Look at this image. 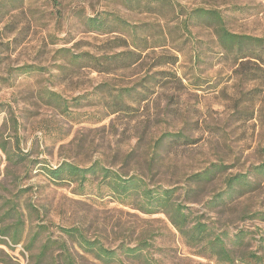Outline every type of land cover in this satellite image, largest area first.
I'll return each mask as SVG.
<instances>
[{
  "label": "rangeland",
  "instance_id": "obj_1",
  "mask_svg": "<svg viewBox=\"0 0 264 264\" xmlns=\"http://www.w3.org/2000/svg\"><path fill=\"white\" fill-rule=\"evenodd\" d=\"M204 11L264 38V0H0V264H66L63 242L74 264H229L188 243L145 186L170 189L233 264H264V84L244 79ZM62 162L140 187L51 178Z\"/></svg>",
  "mask_w": 264,
  "mask_h": 264
},
{
  "label": "trees",
  "instance_id": "obj_2",
  "mask_svg": "<svg viewBox=\"0 0 264 264\" xmlns=\"http://www.w3.org/2000/svg\"><path fill=\"white\" fill-rule=\"evenodd\" d=\"M203 13L207 14L209 18H214V20L219 22L217 31L219 42L224 49L229 52H234L235 60L238 62L237 66L241 74H243L244 79L246 81L260 80V82L264 84V59L260 54V51L264 50V38L231 33L221 25V18L217 12L204 11ZM245 45L250 46L248 49L250 51L246 52L247 50H242ZM132 55L133 53L131 54V57H129V62L127 64L136 60ZM249 64H253L255 69L251 70L248 68L247 66ZM0 148L5 151L7 158L10 159V154L5 150L4 146L0 145ZM261 167L264 166L261 165ZM96 174H99L100 177L107 182L111 192L117 193L119 196H128L131 189L136 190L140 187L141 180L138 176L123 177L116 171L99 166L98 162H94L86 167H80L70 162H62L57 167L48 170V175L51 178L70 182L76 181L80 186H82V182L87 180V175L95 176ZM202 174L203 173H201V175ZM239 178L240 177H238L237 180ZM153 191L154 190L145 186L142 194L148 198L150 203H152L153 198H155L156 204L164 206L162 208H165L164 210L169 221L188 243L193 245L202 244L204 249H207L208 252L218 260L228 262L229 264L234 263L232 250L225 245L224 241L219 236L209 237L206 225L203 223L196 222L190 225L187 213L182 211L179 205H174L169 202V197L171 195L170 189H163L161 194H157L155 197H153ZM261 214L262 218H264V212ZM0 221H3L2 215L0 216ZM63 230L70 237L76 236L79 239V246L94 251L98 258H101L106 262L113 259V250L105 249L100 244L86 239L79 226H72ZM0 235H8V230L4 227L0 228ZM11 239L13 243L18 242L16 236H11ZM50 242L51 240H47L41 245L42 255H44L50 247ZM129 251L135 252L137 251V248H130ZM60 255L66 260V264H74L72 254L70 253L69 248L65 245V242H63L61 247ZM252 257L253 259L258 260V262L254 261L251 264H260V257L253 254Z\"/></svg>",
  "mask_w": 264,
  "mask_h": 264
}]
</instances>
